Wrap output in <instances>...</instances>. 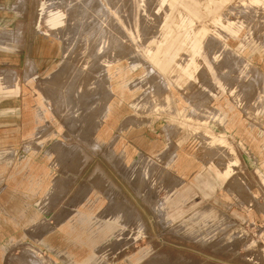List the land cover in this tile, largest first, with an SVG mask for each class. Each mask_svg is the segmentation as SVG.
Masks as SVG:
<instances>
[{
    "label": "rangeland",
    "instance_id": "374dc122",
    "mask_svg": "<svg viewBox=\"0 0 264 264\" xmlns=\"http://www.w3.org/2000/svg\"><path fill=\"white\" fill-rule=\"evenodd\" d=\"M74 1L0 0V264H264V2Z\"/></svg>",
    "mask_w": 264,
    "mask_h": 264
},
{
    "label": "bare ground",
    "instance_id": "6f19581e",
    "mask_svg": "<svg viewBox=\"0 0 264 264\" xmlns=\"http://www.w3.org/2000/svg\"><path fill=\"white\" fill-rule=\"evenodd\" d=\"M76 1L78 2V0H75L74 1V4H73V7L71 8L73 11H77L78 10V6L75 4L76 3ZM88 3H91V2H96V3H98V0H86ZM101 2V1H100ZM99 2V3H100ZM241 2V4L240 5H242V6H248V5H254V4H260V3H263L264 2V0H241L240 1ZM84 3V2H83ZM83 5V4H82ZM99 5H102V4H99ZM85 6V5H84ZM81 7V6H80ZM247 8V7H246ZM239 10V9H238ZM135 19H136V17H135ZM218 21L220 22V19H218ZM60 22V20H56V23H59ZM96 23H94L93 24V26L95 25ZM99 25V24H98ZM96 27H98L97 25H95ZM101 26V25H100ZM103 27V26H102ZM96 29V28H95ZM98 29L100 30V28L98 27ZM93 30V29H92ZM98 30V31H99ZM207 29L206 28H202V29H200L199 31L201 32V31H203V32H205ZM95 31V30H94ZM97 31V30H96ZM95 31V32H96ZM101 32H102V30H101ZM105 32V31H104ZM99 35H101V34H98V36ZM93 43V42H92ZM89 46V45H88ZM91 46V45H90ZM90 50V49H89ZM95 52V51H94ZM87 53H88V51H87ZM93 53V52H92ZM88 55V54H87ZM91 54H89V56H90ZM93 55V54H92ZM82 57V56H81ZM89 59V58H88ZM159 61V59L157 60V62ZM93 68H95L96 69V67L95 66H93ZM102 69V68H101ZM100 70V69H99ZM92 73V72H91ZM89 74V73H88ZM89 76H90V74H89ZM66 89V88H65ZM63 90V89H62ZM54 91V90H53ZM61 91V90H60ZM68 90L66 89V92H67ZM63 92V91H62ZM50 93V92H49ZM61 93V92H60ZM51 94V93H50ZM56 93H55V91H54V95H55ZM62 94V93H61ZM63 94H66V93H63ZM52 95V94H51ZM53 95V96H54ZM59 96V95H58ZM64 96V95H63ZM56 97V99H58L57 98V95L55 96ZM60 98L62 99V97L60 96ZM64 99V98H63ZM66 99V98H65ZM81 100V99H80ZM59 101V100H58ZM64 102V101H63ZM66 104V103H65ZM60 105H63V103L62 104H60ZM67 105V104H66ZM60 107V106H59ZM64 107V106H63ZM62 107V108H63ZM172 107V106H171ZM170 108V107H169ZM173 108V107H172ZM66 109H68V108H66ZM92 109V108H91ZM97 110V109H96ZM94 112V111H93ZM97 111H95L94 112V114L96 113ZM100 112V111H99ZM181 112V111H180ZM98 113V112H97ZM105 123V122H104ZM103 124V123H102ZM208 132V131H207ZM210 132V131H209ZM207 135H210V136H208V141L210 142V143H213L214 141H216V142H219V143H224L225 141L224 140H217L216 138H214L211 134H208L207 133ZM207 140V139H206ZM148 147V146H147ZM75 150V149H74ZM75 152V151H74ZM139 166V165H138ZM100 167V166H99ZM167 169V168H166ZM145 170V169H144ZM165 171V170H164ZM168 171V170H167ZM164 173V172H163ZM165 173H166V171H165ZM169 173V172H168ZM162 175H166V174H162ZM168 175V174H167ZM140 176V175H139ZM141 177V176H140ZM144 177V176H143ZM162 177V176H161ZM140 179V178H139ZM244 178H242V180H243ZM141 180V179H140ZM139 181V180H138ZM245 182V181H244ZM139 183V182H138ZM143 183V182H142ZM140 184V183H139ZM246 184H248V183H246ZM147 185V184H146ZM142 186V185H141ZM146 187V186H145ZM140 188V187H139ZM152 201V200H151ZM150 201V202H151ZM151 204V203H150ZM151 206V205H150ZM158 220V219H157ZM163 225V224H162ZM30 253V252H29ZM28 255V254H27ZM29 256V255H28ZM30 256H31V254H30ZM26 257L24 256V259H25ZM21 259V258H20ZM28 260H29V258H28ZM35 260V259H34ZM25 261V260H24ZM27 262V261H26ZM35 262V261H34ZM36 264H41V263H39L38 261H36L35 262Z\"/></svg>",
    "mask_w": 264,
    "mask_h": 264
},
{
    "label": "crops",
    "instance_id": "0c3cea01",
    "mask_svg": "<svg viewBox=\"0 0 264 264\" xmlns=\"http://www.w3.org/2000/svg\"><path fill=\"white\" fill-rule=\"evenodd\" d=\"M263 72H264V64H263ZM250 148V147H249Z\"/></svg>",
    "mask_w": 264,
    "mask_h": 264
}]
</instances>
